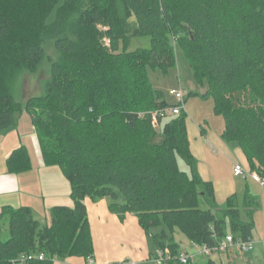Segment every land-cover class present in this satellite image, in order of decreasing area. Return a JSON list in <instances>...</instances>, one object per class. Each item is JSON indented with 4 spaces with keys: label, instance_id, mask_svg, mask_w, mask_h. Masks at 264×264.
Instances as JSON below:
<instances>
[{
    "label": "trees",
    "instance_id": "trees-1",
    "mask_svg": "<svg viewBox=\"0 0 264 264\" xmlns=\"http://www.w3.org/2000/svg\"><path fill=\"white\" fill-rule=\"evenodd\" d=\"M57 3L0 0V136L26 111L42 161L60 169L73 206L53 207L47 226L29 207H4L0 264L22 254H44L30 264L92 258L85 198H107L112 212L135 215L155 249L168 248L173 256L180 250L176 233L198 246L213 245L214 234L251 241L256 201L245 193L248 221L234 197L218 207L212 183L197 173L185 112L166 121L160 144L153 143L156 132L148 118L138 114L165 105L147 69L166 73L179 46L195 81L207 82L206 96L224 121L222 140L237 144L250 170L264 178V0H64L49 23ZM126 18L133 20L130 36ZM98 26L108 27L109 48L100 43ZM141 36L149 37L150 48L129 52L130 38ZM47 42L58 60L50 66L46 91L21 104L8 81L13 73L40 68L48 60ZM30 168L24 146L6 160L9 173Z\"/></svg>",
    "mask_w": 264,
    "mask_h": 264
},
{
    "label": "crops",
    "instance_id": "crops-1",
    "mask_svg": "<svg viewBox=\"0 0 264 264\" xmlns=\"http://www.w3.org/2000/svg\"><path fill=\"white\" fill-rule=\"evenodd\" d=\"M186 130L190 150L196 161L197 173L203 181L212 183L218 207L224 209L228 198L234 197L238 202L247 192L257 201L258 197L251 193L250 185L252 184L257 190L261 189L260 193L264 188L247 176L235 177L233 174L235 164L241 165L246 171H251L237 144L226 143L221 138L222 132L219 135L208 133L207 127L195 125L189 118L186 120ZM34 136L36 138V134ZM36 142L38 144L37 138ZM22 146L28 152L27 147ZM19 147L3 150L0 145V214L4 207H29L36 221L42 220L48 225L51 222L50 211L53 207L73 206L70 185L60 169L55 171V167L44 165L40 149L35 163L30 159V170L17 174L7 172L6 160ZM109 203L110 200L107 198L84 199L93 244L92 263H88L89 260L82 257H66L57 258L53 264H129L130 262L153 264L156 249L151 237L140 227L137 217L131 213L116 214L109 209ZM3 229L5 232L6 229L4 227ZM251 241L253 243V237ZM177 242L180 243V250H191L189 242L186 244L180 240ZM237 252L239 251L236 249L230 250L219 258L220 262L244 264L249 261L245 257H238ZM199 258L201 257L197 259Z\"/></svg>",
    "mask_w": 264,
    "mask_h": 264
},
{
    "label": "rangeland",
    "instance_id": "rangeland-1",
    "mask_svg": "<svg viewBox=\"0 0 264 264\" xmlns=\"http://www.w3.org/2000/svg\"><path fill=\"white\" fill-rule=\"evenodd\" d=\"M63 1L64 0H58V3L48 17L49 23L53 20L57 7H59ZM124 22H126L125 29L127 31V36L133 35V28H131L133 20L131 18H126L123 20V23ZM97 31L100 35V43L102 46L104 48H109L110 39L107 35L108 27L98 26ZM129 41V52H133L137 49L150 48V39L147 36L132 37ZM44 49L48 60L46 59L39 69L34 71H18L17 74L13 73L14 76L8 81V89L11 91L14 99L21 104H25L30 98H41L46 91V85L50 80V66L53 62L58 60V55L54 51L52 42H47L44 45ZM174 55L175 64L168 69L166 73L158 68L147 69V78L150 85L153 90L163 94V101L168 105H177L176 100L169 95L170 90L181 89L184 91L187 96L184 102V112L187 118H189L191 123H195V125L207 127V129H209L208 133L213 132L219 135L220 132L223 131L224 121L220 115L214 112L213 100L206 96L207 82L203 81L201 84H198L195 81L188 60L181 48L177 45L174 46ZM36 111L38 112V110ZM171 118L163 120L160 127L157 129L152 127L153 131L156 132L153 143L160 144L162 142V127L166 121ZM34 135L30 115L26 111H23L18 117L16 126L0 136V145H2L3 150H5V148L10 150L25 145L32 163H35V158L39 155V147ZM178 166L181 171L188 172V167L182 161L178 160ZM56 169L58 170L59 168L55 167L54 170L57 171ZM250 191L258 197L256 201L258 205L253 209L252 215L255 224L252 235L254 249L247 253L237 252V255L238 257H245L249 260L244 264H264V191L260 193L261 189H255L252 184L250 185ZM242 198L243 196L238 200L240 217L243 221H248L246 212L242 207ZM200 207L202 209L206 208L203 203H201ZM39 223L41 226H47L42 220H40ZM48 225H50V223ZM3 227L6 229V225ZM174 238L175 241L180 240L184 244L188 242L180 233H176ZM206 260L207 259L202 257L199 258L197 262L203 263ZM216 262L217 264H226V262H220L219 259L216 260Z\"/></svg>",
    "mask_w": 264,
    "mask_h": 264
},
{
    "label": "built area",
    "instance_id": "built-area-1",
    "mask_svg": "<svg viewBox=\"0 0 264 264\" xmlns=\"http://www.w3.org/2000/svg\"><path fill=\"white\" fill-rule=\"evenodd\" d=\"M171 95L177 102V105H168L150 111L148 113H139V118L147 117L150 126L157 129L160 127L161 122L167 118L178 116L184 111L185 93L181 89L170 90ZM233 174L235 177H249V179L260 186L264 187V178L254 171H246L241 165L235 164L233 167ZM215 243L211 246L191 244V250H179L177 255L173 256L170 249L165 248L163 250H156L153 257V264H169L170 261H178L180 264H194L197 263L198 257H203L207 260H218L222 255L227 254L230 250L236 249L239 252L247 253L252 251V241H243L241 239L234 238L231 234H226L223 237H216L213 235ZM44 254H22L16 259L12 260V264H30L35 260H43ZM57 260V257L52 258V263ZM88 263H92L91 258H87ZM129 264H136L130 262Z\"/></svg>",
    "mask_w": 264,
    "mask_h": 264
}]
</instances>
